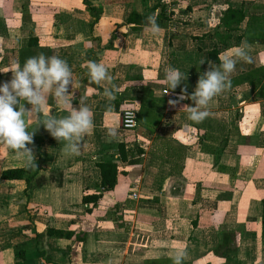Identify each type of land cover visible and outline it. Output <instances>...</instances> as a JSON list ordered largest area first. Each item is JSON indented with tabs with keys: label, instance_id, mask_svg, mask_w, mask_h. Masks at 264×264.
I'll use <instances>...</instances> for the list:
<instances>
[{
	"label": "crops",
	"instance_id": "0c3cea01",
	"mask_svg": "<svg viewBox=\"0 0 264 264\" xmlns=\"http://www.w3.org/2000/svg\"><path fill=\"white\" fill-rule=\"evenodd\" d=\"M161 1L6 0L0 8V83L11 79L14 62L57 55L80 82L70 88L73 107L88 106L94 123L74 156L41 127L29 145L40 169L28 187L0 179V204L8 207H0V264H14L15 251L23 253L20 264H173L176 250H186L183 264H264V44L246 40L253 63L236 65L231 88L202 122L168 104L180 88L194 90L208 51L235 47L237 33L223 34L225 8L245 14L241 33L248 18H264V0H166L159 34L126 24L130 12L146 15ZM85 60L107 68L115 99L89 80ZM169 66L187 79L165 94ZM48 106L68 115L51 95ZM125 109L136 111L137 131L120 128ZM118 145L135 165L119 161ZM104 161L116 164L109 192L96 186ZM23 166L0 147V172ZM90 195L100 197L81 202ZM46 227L71 239L46 237ZM223 234L230 241L217 247Z\"/></svg>",
	"mask_w": 264,
	"mask_h": 264
},
{
	"label": "clouds",
	"instance_id": "9594fccd",
	"mask_svg": "<svg viewBox=\"0 0 264 264\" xmlns=\"http://www.w3.org/2000/svg\"><path fill=\"white\" fill-rule=\"evenodd\" d=\"M6 0H0V8ZM145 28L156 35L163 29L157 23L155 14L146 18ZM250 45L243 41L239 46L232 47L218 55L219 64L208 62L189 94L187 86L180 88V93L168 101L172 108L179 106L186 110L188 119L199 123L209 116L208 107L212 100L231 88V74L240 62L253 63L249 52ZM205 62L202 61L201 65ZM89 80L95 84H105L103 95L110 100L115 99L111 85V76L107 68L95 60H85ZM11 79L0 83V147L15 153L25 167L37 168L33 148L37 131L43 129L57 142L62 143L65 156L79 155L85 136L93 129V113L86 105L73 107L71 101L74 85L79 87V80H73V73L66 60L57 55L45 56L40 53L26 59L21 66L14 62L9 68ZM187 79L185 73L169 66L165 70L162 84L166 85L165 94L175 91ZM51 95L56 102L57 112H67V116L54 115L48 106ZM190 100V104L182 103ZM137 104V103H136ZM139 105V104H138ZM111 110V109H110ZM129 110L126 123L135 124L134 113ZM115 135V129L109 130ZM173 264H183L186 250H176Z\"/></svg>",
	"mask_w": 264,
	"mask_h": 264
},
{
	"label": "trees",
	"instance_id": "16d2710c",
	"mask_svg": "<svg viewBox=\"0 0 264 264\" xmlns=\"http://www.w3.org/2000/svg\"><path fill=\"white\" fill-rule=\"evenodd\" d=\"M156 8H159V12L155 14L157 18V23L162 24V22H165L168 20V15H165L164 7L161 4H156L148 14L146 15H139L134 12H130L126 24L134 25L133 27H142L145 25L146 18L150 15H152ZM170 15V14H169ZM245 19V14L241 10V8H231L226 7L225 10L222 13L220 22L223 27V34L226 36V38L230 37L231 32L237 33L234 37V44L233 46H237L240 42L241 38H244L245 40L252 41L255 39L256 43L264 44V18H248L244 30L240 32L239 24ZM215 37L219 36L216 32L213 34ZM207 36H210L207 35ZM224 45V44H223ZM218 49L213 48L212 50L207 52V57L212 63L218 62ZM88 57V56H87ZM86 59V55H85ZM138 115L136 113V121L138 122ZM42 139V138H41ZM39 142V141H38ZM117 153L119 155V161L120 162H126V158L123 153L122 146H117ZM137 161L135 160H129L126 162L128 165H135ZM37 168H30L25 167V165L21 168H13V169H6L2 170L0 172V179L1 180H22L25 183V188L28 187V183L31 180V178L37 173V171L40 169L38 167V162L36 160ZM96 167L99 171V180L96 184L97 188H100L102 192H109L111 191L116 183V164L111 161H104L97 163ZM99 195H90L86 197L81 198L82 203H92L94 204L98 199ZM263 204V211H264V201H262ZM261 226L263 228L262 230V238L264 239V212L261 217ZM45 236L46 237H52V238H64V239H71L72 233L67 231H61L56 230L51 227H46L45 229ZM230 241V237L227 234L221 235V241L220 244L217 245V247H220V245H227ZM15 258H17V261H15L14 264H20L19 260L23 259V253L22 251H15L14 253Z\"/></svg>",
	"mask_w": 264,
	"mask_h": 264
},
{
	"label": "built area",
	"instance_id": "2783aa9c",
	"mask_svg": "<svg viewBox=\"0 0 264 264\" xmlns=\"http://www.w3.org/2000/svg\"><path fill=\"white\" fill-rule=\"evenodd\" d=\"M129 110H131V109H125V110L121 111V113H120V128L123 131L131 132V131H133L137 127V123H136V112L134 113L135 124H128V123H126V115L125 114ZM132 111H134V110H132ZM132 198H135L134 197V194H132Z\"/></svg>",
	"mask_w": 264,
	"mask_h": 264
},
{
	"label": "rangeland",
	"instance_id": "374dc122",
	"mask_svg": "<svg viewBox=\"0 0 264 264\" xmlns=\"http://www.w3.org/2000/svg\"><path fill=\"white\" fill-rule=\"evenodd\" d=\"M159 4L163 5V7H164V6L166 5V0H162L161 3H159ZM164 11H166V10H164ZM165 15H168L167 12H165ZM170 15H171V13H170ZM136 123H137V121H136ZM138 128H139V125H138V126L132 131V132L137 131ZM14 200H15V196H12V197H11V201H10V205H11V206H15V205H14L15 203H13ZM1 201H2V199H1ZM0 207L2 208V210H3V208H4V209L6 210V212H8V207H7V206H5V205H3V204H0ZM12 212H13V211H9V216H12V215H13ZM0 242H2V240H0Z\"/></svg>",
	"mask_w": 264,
	"mask_h": 264
}]
</instances>
